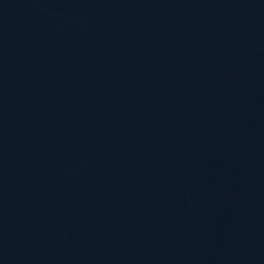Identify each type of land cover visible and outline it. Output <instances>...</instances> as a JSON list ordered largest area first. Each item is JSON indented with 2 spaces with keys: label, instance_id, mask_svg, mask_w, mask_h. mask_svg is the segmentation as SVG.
I'll return each instance as SVG.
<instances>
[{
  "label": "water",
  "instance_id": "water-1",
  "mask_svg": "<svg viewBox=\"0 0 264 264\" xmlns=\"http://www.w3.org/2000/svg\"><path fill=\"white\" fill-rule=\"evenodd\" d=\"M0 264H264V0H0Z\"/></svg>",
  "mask_w": 264,
  "mask_h": 264
}]
</instances>
